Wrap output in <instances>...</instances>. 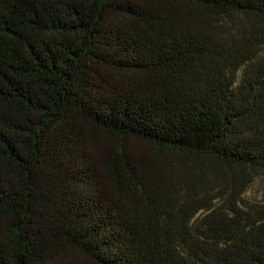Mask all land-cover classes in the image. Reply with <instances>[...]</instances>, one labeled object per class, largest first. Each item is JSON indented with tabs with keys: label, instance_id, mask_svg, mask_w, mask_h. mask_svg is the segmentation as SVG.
<instances>
[{
	"label": "trees",
	"instance_id": "16d2710c",
	"mask_svg": "<svg viewBox=\"0 0 264 264\" xmlns=\"http://www.w3.org/2000/svg\"><path fill=\"white\" fill-rule=\"evenodd\" d=\"M264 0H0V264H264Z\"/></svg>",
	"mask_w": 264,
	"mask_h": 264
},
{
	"label": "rangeland",
	"instance_id": "374dc122",
	"mask_svg": "<svg viewBox=\"0 0 264 264\" xmlns=\"http://www.w3.org/2000/svg\"><path fill=\"white\" fill-rule=\"evenodd\" d=\"M264 186V176L256 179L243 195V199L247 202H256L260 200L261 190Z\"/></svg>",
	"mask_w": 264,
	"mask_h": 264
}]
</instances>
